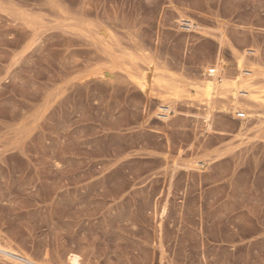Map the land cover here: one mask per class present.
Returning <instances> with one entry per match:
<instances>
[{"label":"rangeland","instance_id":"obj_1","mask_svg":"<svg viewBox=\"0 0 264 264\" xmlns=\"http://www.w3.org/2000/svg\"><path fill=\"white\" fill-rule=\"evenodd\" d=\"M236 50L264 0H0V264H264V122L204 119Z\"/></svg>","mask_w":264,"mask_h":264},{"label":"bare ground","instance_id":"obj_2","mask_svg":"<svg viewBox=\"0 0 264 264\" xmlns=\"http://www.w3.org/2000/svg\"><path fill=\"white\" fill-rule=\"evenodd\" d=\"M178 22L179 24L187 23L190 29H192V33L197 30V27L194 26L193 19L189 16H180ZM247 52L253 51L246 50L245 52V50H236L233 52V56L237 61V71L233 79H229L225 74L219 72L218 68L216 69L213 83L209 87V90L205 91L206 98L202 101L205 102L206 107V116L204 119L207 131L222 134L227 129L229 130L230 127L233 128L235 126L236 129L241 131L251 121L256 122V124H262L264 122L262 118L264 115L263 62L258 55L254 58L247 57L245 54ZM216 80H220L221 83H215ZM137 84L143 89L146 88L145 83L141 80H137ZM161 89L162 91L160 92L158 100L160 106H158V109L160 111H166V113H176L174 104L179 97V93L175 88L167 87L165 84H161ZM201 97L198 95L196 99H200ZM214 110L216 113H213ZM238 110L244 113L246 119L241 120L240 124H236L234 122L235 119H228L231 122L226 124L225 121L227 119L225 118L226 120H224L223 117L232 112H234V115L240 112ZM24 260L29 264H35L29 256L24 257ZM66 264H81V262L77 255H71L68 257Z\"/></svg>","mask_w":264,"mask_h":264},{"label":"built area","instance_id":"obj_3","mask_svg":"<svg viewBox=\"0 0 264 264\" xmlns=\"http://www.w3.org/2000/svg\"><path fill=\"white\" fill-rule=\"evenodd\" d=\"M181 27H182V30L187 31V32H189L191 30L190 26L187 23L182 24ZM215 74H216V72H215L214 68L208 69L207 73H206L207 77H209V78H212ZM170 113L171 112L166 113V111H161L160 115H159V119L161 121L167 120L166 117L168 118ZM235 119L236 120H245L246 117H245L244 113L237 112L235 114Z\"/></svg>","mask_w":264,"mask_h":264}]
</instances>
